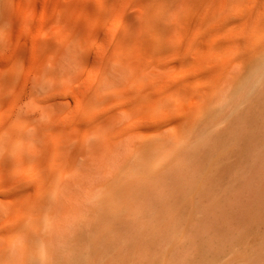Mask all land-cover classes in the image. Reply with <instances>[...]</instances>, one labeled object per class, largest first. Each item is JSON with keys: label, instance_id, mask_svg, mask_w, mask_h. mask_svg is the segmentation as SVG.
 I'll return each mask as SVG.
<instances>
[{"label": "bare ground", "instance_id": "6f19581e", "mask_svg": "<svg viewBox=\"0 0 264 264\" xmlns=\"http://www.w3.org/2000/svg\"><path fill=\"white\" fill-rule=\"evenodd\" d=\"M221 1L0 0V264H264L228 226L257 148L226 182L264 129V0Z\"/></svg>", "mask_w": 264, "mask_h": 264}, {"label": "rangeland", "instance_id": "374dc122", "mask_svg": "<svg viewBox=\"0 0 264 264\" xmlns=\"http://www.w3.org/2000/svg\"><path fill=\"white\" fill-rule=\"evenodd\" d=\"M221 0H217V5H221L222 3H223V1H221ZM254 1V0H253ZM253 1L251 0H249V1H246V2H244V3H237V4H235V5H231L230 4V12H235V10H237V9H239V10H244L243 11V13H247L248 11H249V7L251 8V9H253L254 8V4H253ZM220 2V3H219ZM219 3V4H218ZM255 3V2H254ZM253 4V5H252ZM253 6V7H252ZM232 7H233V10H232ZM236 7H237V9H236ZM241 10V11H242ZM231 27V28H230ZM229 28L230 29H234V26L232 27V26H230ZM248 27V26H247ZM238 29V28H237ZM6 30V28L3 26V25H0V32L1 31H5ZM264 108H263V110H262V112H261V114H264ZM260 117H258L257 116V114H252L251 116H249V118L247 119V125H248V128L250 127V129H253V133H255V135H254V138L253 139H251L250 138V136H248L243 142H242V154H234L233 156H232V159H231V165H230V167H229V169H228V176L226 177V182H227V189L229 190V192H232V189L233 188H237V187H239L240 188V190H242V188H244V185H245V175L248 177V179H250L251 181H253V179L255 178V174L253 175V173H254V168H255V166H256V164L254 163V162H252L251 161V159H250V156L252 155V153H253V151L255 150V148H257L258 149V153L261 155V158H260V160H261V163H258L259 164V166H260V171H259V181H258V191L256 190H254V189H252V190H249V191H247L246 193H245V195H244V197L246 198L245 200L244 199H242V206H243V204L245 205V206H243L244 207V209L243 208H241V209H243V210H245V211H235V212H237L236 214H233V212L231 211V212H229V214L230 213H232L235 217H236V215H237V217L235 218L233 215L232 216H230V217H233V218H230V221H231V219H232V221L231 222H233V224L230 222V225H229V222H228V226H230V229L232 228H236V226H237V228L236 229H239V231H237L235 228H234V230H232L231 229V232H234V233H237V232H239V234L240 235H242V237L241 238H238V240L240 241H233V240H231L232 242L231 243H233L234 244V246H235V244H236V246L239 248V249H241V250H245V249H250V250H255V251H257V250H259V249H261V248H264V200H263V202H261L262 201V199H259V198H262L263 197V199H264V129H262L263 127H262V123L263 122H261L260 123ZM228 124V123H227ZM233 124H234V122L232 121V122H230L229 123V126H233ZM260 125V126H259ZM231 127H229V128H231ZM252 151V152H251ZM237 155V156H236ZM234 166V167H233ZM232 168V169H231ZM238 169H239V171H238ZM237 170V171H236ZM242 170V171H241ZM233 171V172H232ZM241 171V173H239ZM253 171V172H252ZM238 172V173H237ZM236 177V182L237 183H235L234 182V178ZM171 185H173L174 186V184H176V187L178 186L177 184H179L178 182H173V183H171V182H169ZM168 183V184H169ZM235 183V184H234ZM262 183V184H261ZM254 187H255V183L254 182H252L251 183ZM170 185V187H171V189L173 188V190H176V188H175V186L173 187V186H171ZM165 187H169L168 185L167 186H165ZM169 187V188H170ZM179 187V186H178ZM178 187H177V189H178ZM175 188V189H174ZM235 190V189H234ZM233 190V191H234ZM256 194V195H255ZM260 194V195H259ZM247 196V197H246ZM253 196V197H252ZM152 198L153 199H151L152 200V202L154 201H156V199H154V198H156V197H153L152 196ZM244 200V201H243ZM249 200V201H248ZM259 200H261L260 202H261V208H258V207H260V205L258 204V201ZM245 202V203H244ZM255 202H257V204L255 203ZM251 203H252V205H251ZM254 203H255V205H254ZM263 203V204H262ZM248 204H250V206H248ZM259 205V206H258ZM258 206V207H257ZM262 206H263V208H262ZM253 207H255V208H258V209H256L254 212L252 211V210H254L255 208H253ZM246 208V209H245ZM248 208V209H247ZM230 210V209H229ZM249 212V214L250 215H252V212L253 213H255L254 215H256V216H253V218L251 219V217H250V215H247V216H249V218H250V220H248L249 218H247V216H246V214H245V212ZM251 211V212H250ZM234 212V213H235ZM244 212V214H242ZM259 213V214H258ZM240 214V215H239ZM242 214V215H241ZM200 215H202V212L201 213H197V217L200 219L202 216H200ZM231 215V214H230ZM245 216V218H244V216ZM258 215V216H257ZM260 215V216H259ZM240 217H243V218H241L240 219ZM244 219V220H243ZM258 222H257V221ZM238 223H237V222ZM248 221H250V225H249V222ZM255 221H256V223H255ZM254 222V223H253ZM237 223V224H236ZM189 225V227H188V229L190 228V230L192 231V230H194L195 228H196V225H194V223H189L188 224ZM233 225V226H232ZM252 225V227H253V225H254V227L252 228V230H251V226ZM243 228H245V229H243ZM249 228V229H248ZM230 229H228L229 230V232H230ZM189 230V231H190ZM236 230V231H235ZM250 230H251V232L253 231L254 233H252L251 234V232H250ZM189 231L187 232L188 234H189ZM247 231V232H246ZM249 231V232H248ZM230 232V234H232ZM245 232V233H244ZM244 233V234H243ZM254 234V235H253ZM250 235V236H249ZM247 237H248V239H247ZM241 239V240H240ZM243 239L245 240V241H243ZM237 240V239H236ZM249 240H250V243H249ZM235 242V243H234ZM241 242H245L244 244L243 243H241ZM170 243H174V245H172V246H174V247H172V248H175V250L176 249H181L182 247H183V244L184 243H186V241H184V243H180V242H170ZM179 243H180V245H179ZM241 243V244H240ZM249 243V244H248ZM181 244H182V246H181ZM187 244V243H186ZM186 244H185V248H186ZM233 244H232V246H233ZM243 244V245H242ZM178 245V248L176 247ZM188 245V244H187ZM198 245V247H199V244H197ZM181 246V248H179ZM202 247H204L203 245H201ZM201 246H200V248H201ZM231 246V245H230ZM235 246V247H236ZM247 246H252V248L250 247H247ZM170 247V248H171ZM188 247V246H187ZM241 247V248H240ZM245 247V248H244ZM191 251H190V254L189 255H191V256H193L194 254H193V251H192V249L194 248L193 246L192 247H188ZM187 248V249H188ZM227 248H228V244H227ZM228 250V249H227ZM172 251V250H171ZM174 251H172V253H173ZM227 252V251H226ZM192 253V254H191ZM171 254V252L169 253V255ZM174 254L175 253H173V256H174ZM170 256H172V255H170ZM170 256H168V257H166V262L167 263H169L168 261L169 260H173V259H171L170 258ZM173 256H172V258H173ZM175 256H176V254H175ZM174 256V260H175V258L176 257H178L179 258V256L177 255L176 257ZM194 257V256H193ZM197 258H198V256H196ZM150 258V260H149V262H145V264L147 263H155L154 262V259L152 258V257H148V259ZM152 258V259H151ZM200 258V257H199ZM151 260H153V262L151 261ZM173 260V261H174ZM174 262H176V260L174 261ZM173 262V263H174ZM171 264H172V262H170ZM169 263V264H170ZM156 264V263H155ZM174 264H176V263H174Z\"/></svg>", "mask_w": 264, "mask_h": 264}]
</instances>
